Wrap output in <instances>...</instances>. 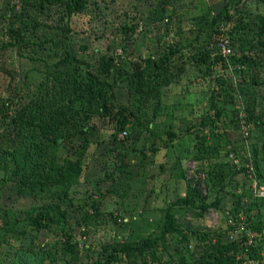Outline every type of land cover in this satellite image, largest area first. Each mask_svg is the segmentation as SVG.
Masks as SVG:
<instances>
[{"label": "rangeland", "instance_id": "obj_1", "mask_svg": "<svg viewBox=\"0 0 264 264\" xmlns=\"http://www.w3.org/2000/svg\"><path fill=\"white\" fill-rule=\"evenodd\" d=\"M38 2L0 0V110L9 96L28 102L50 87L54 76L44 64L65 49L113 93L104 85L91 96L83 85L71 91L57 84L56 100L71 95L73 120L88 126L82 177L37 200L19 196L14 182L0 188V264L192 263L219 242L228 246L226 264H264V198L255 197L247 168L264 125V0H88L66 38L55 15H40L22 37L17 14ZM225 7L222 21L216 16ZM223 37L233 51L228 61L218 45ZM20 39L29 43L17 45ZM171 48L179 76L153 71L131 80L144 60ZM6 70L25 81L10 82ZM79 75L85 78L83 66ZM9 153L0 139V179ZM66 190L69 197L60 198ZM55 202L64 213L48 226L35 229L24 219ZM168 211L180 229L163 235Z\"/></svg>", "mask_w": 264, "mask_h": 264}, {"label": "trees", "instance_id": "obj_2", "mask_svg": "<svg viewBox=\"0 0 264 264\" xmlns=\"http://www.w3.org/2000/svg\"><path fill=\"white\" fill-rule=\"evenodd\" d=\"M87 5L88 0H39L31 12L21 11L17 14L20 36L25 37L30 25L37 22L40 15L45 19H51L55 15L57 21L62 22L60 29L66 38L72 30L73 16L86 9ZM216 18L222 21L229 19L228 8L225 7L217 14ZM258 28V34L263 38L264 15L259 19ZM17 42V45H20L21 42L24 45L29 43L25 39H20ZM19 47L17 48L20 49ZM259 47H264V42L259 44ZM175 52L176 49L171 48L159 58H147L143 61L144 66L139 70H137L138 68L134 70L131 80L140 82L147 73L153 71L154 77L165 79L167 77V80L171 78L168 75L169 72L174 77L179 76L181 69L178 65L179 62L174 60ZM243 58V60L239 59L242 63L248 59L245 56ZM110 60L112 58H106L104 62L109 64ZM44 66L48 78L54 76L52 77L53 84L49 87L45 83L38 95L28 102L24 96L17 94L9 96L0 110V139L7 142V149L10 151L8 156L3 155L2 157V169L5 171V175L0 179V188L9 182H14L19 196H28L33 200L41 199L42 195L53 187L78 183L83 173L82 161L85 153L83 149H85L89 138L88 126L73 120L71 95H68L62 103L56 100L57 84H61L63 81L71 91H75L83 85V88L87 89V93L91 96L94 94L95 85H104L112 89L113 93L112 85L100 80L90 69L88 62L72 56L68 49L62 51V56L55 63L45 62ZM82 66L85 70V78L79 75ZM165 66L177 69H170V71L166 69V71L163 69ZM6 73L10 77V82H15L17 76L21 81H25V76H20L16 71L6 70ZM138 87L139 89L143 88L142 84H139ZM61 93V98H64L65 90ZM98 94L104 98L102 89L98 91ZM58 103L60 104L58 105ZM127 123L128 121L124 119L120 124V129H124ZM259 152L262 154L261 161H264V125L261 128L260 137L255 146V154L252 157L257 177L261 184H264L259 171ZM62 197L68 198L69 191L66 190L60 198ZM63 211L62 204L59 202L43 203L38 213H35V209L32 208L27 211L28 214L24 219L31 227L41 229L54 221L56 213L63 215ZM59 219L57 218L58 221ZM254 228L260 230L259 225H255ZM179 229L174 215L168 211L165 215L163 235L177 232ZM139 250L142 251V247ZM227 251V244L219 242L214 246L209 257L204 255L200 261L192 263L186 262L183 258L181 264H226L223 257ZM253 254L251 253L250 257Z\"/></svg>", "mask_w": 264, "mask_h": 264}, {"label": "built area", "instance_id": "obj_3", "mask_svg": "<svg viewBox=\"0 0 264 264\" xmlns=\"http://www.w3.org/2000/svg\"><path fill=\"white\" fill-rule=\"evenodd\" d=\"M218 45H219V49H220V53L222 57L225 59V61H228L229 60L228 58L233 53L229 39L226 37L221 38ZM242 131L246 138L249 132L244 124L242 125ZM247 162H248L247 168L250 170L251 175H252L253 191H254L255 197L263 199L264 198V184H261L260 180L257 177L252 157L248 158Z\"/></svg>", "mask_w": 264, "mask_h": 264}]
</instances>
